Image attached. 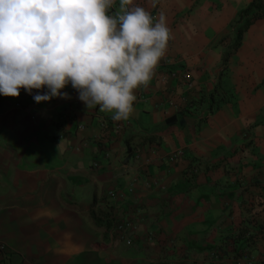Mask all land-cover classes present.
I'll return each mask as SVG.
<instances>
[{
  "label": "crops",
  "instance_id": "1",
  "mask_svg": "<svg viewBox=\"0 0 264 264\" xmlns=\"http://www.w3.org/2000/svg\"><path fill=\"white\" fill-rule=\"evenodd\" d=\"M251 1L135 0L172 39L127 120L70 85L0 95L7 264H264V17L233 48Z\"/></svg>",
  "mask_w": 264,
  "mask_h": 264
},
{
  "label": "clouds",
  "instance_id": "2",
  "mask_svg": "<svg viewBox=\"0 0 264 264\" xmlns=\"http://www.w3.org/2000/svg\"><path fill=\"white\" fill-rule=\"evenodd\" d=\"M171 39L165 14L135 0H0V95L70 99V85L86 109L124 121Z\"/></svg>",
  "mask_w": 264,
  "mask_h": 264
},
{
  "label": "trees",
  "instance_id": "3",
  "mask_svg": "<svg viewBox=\"0 0 264 264\" xmlns=\"http://www.w3.org/2000/svg\"><path fill=\"white\" fill-rule=\"evenodd\" d=\"M264 17V0H252L249 5L242 11L239 19L241 24L237 30V35L233 48L237 46L241 32L244 31L254 20Z\"/></svg>",
  "mask_w": 264,
  "mask_h": 264
},
{
  "label": "built area",
  "instance_id": "4",
  "mask_svg": "<svg viewBox=\"0 0 264 264\" xmlns=\"http://www.w3.org/2000/svg\"><path fill=\"white\" fill-rule=\"evenodd\" d=\"M180 154V152H176L174 156ZM108 195L110 197H116V194L109 192ZM115 229L117 232L126 233L132 229V225L128 221H121L115 224ZM10 249L4 244L0 242V264H7V260L10 255Z\"/></svg>",
  "mask_w": 264,
  "mask_h": 264
}]
</instances>
